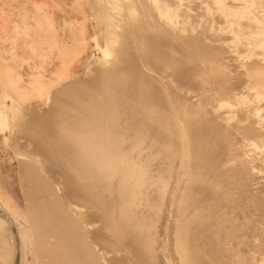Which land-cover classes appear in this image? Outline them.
Here are the masks:
<instances>
[{
  "label": "rangeland",
  "instance_id": "374dc122",
  "mask_svg": "<svg viewBox=\"0 0 264 264\" xmlns=\"http://www.w3.org/2000/svg\"><path fill=\"white\" fill-rule=\"evenodd\" d=\"M111 1L0 0V264H130L132 261L124 239L125 228L118 221L108 220L97 200H93L99 194L95 165L102 155L84 132L89 133L92 124L88 121L90 109L94 110L92 116L99 112L105 115L94 91L97 71H116L122 67L108 81L119 93L126 89L130 105L120 111L128 112L125 125L132 137L133 132L141 134V124L147 129L149 124L154 125L150 123L154 117L150 103L160 97L159 87L168 91L178 87L181 79L186 83L183 90L191 89L187 99L191 103L198 101L191 106L193 112L201 111L196 125L219 116L229 117L223 107V111H219L221 108L215 111L218 114L213 109L203 113L196 103L200 97L206 101L215 92L227 91V86L230 89L249 80L245 74L247 65L263 57L264 0H176L177 7L175 0H169L167 5L162 3L167 0ZM83 30L86 47L77 54ZM160 42L174 46L171 52L176 53L170 54L171 58L164 57L162 54L171 48L166 45L162 48ZM149 46L152 53L159 52L161 47L162 64L156 53H153L156 58L146 53ZM151 60H155V65ZM214 62L220 65H216L220 71L213 70L215 73ZM222 66L225 67L221 71ZM238 73L242 78L237 77ZM212 75H217L216 81ZM209 78L214 82H209ZM220 81L228 83L226 89ZM69 84L70 91H66L64 87ZM63 88L67 93L73 92L69 93L72 95L61 98L65 94ZM204 92L209 94L203 95ZM75 93L79 96H73ZM55 95L59 98L57 102ZM69 97L76 98V106ZM77 99L82 103L78 107ZM52 100L56 106L60 102V108ZM261 112L254 114L261 118L255 121L257 126L264 121V111ZM123 119L119 117V127ZM68 133L69 139L76 137L92 146L88 156L93 164L92 173L72 168L64 143H59L64 142ZM202 136L204 130L196 139ZM257 139L258 144L260 138ZM205 140L203 148L211 146L207 140H214L212 146L216 142L212 137ZM194 141V148L188 141L190 154H200L203 149L200 146L198 151L200 140L196 144ZM221 146L220 150L224 145ZM12 247L14 252L7 250Z\"/></svg>",
  "mask_w": 264,
  "mask_h": 264
},
{
  "label": "bare ground",
  "instance_id": "6f19581e",
  "mask_svg": "<svg viewBox=\"0 0 264 264\" xmlns=\"http://www.w3.org/2000/svg\"><path fill=\"white\" fill-rule=\"evenodd\" d=\"M168 1L162 3L167 5ZM172 8L174 9V5ZM82 34V45L77 48V54L83 52L86 47L84 30ZM162 42L160 46L164 43ZM165 45L163 44L162 48ZM165 47L171 49L165 55L160 52L164 57L176 53L174 50L177 48L176 45L173 49L174 54L171 52L174 46ZM150 49L149 46L146 53L152 56L156 53L158 59H164L161 55L159 58V52L152 53ZM155 60L151 61L154 63ZM158 62L162 64L161 59ZM217 66L212 71H218ZM223 67L225 66L220 68L221 71ZM247 67V71L244 72L249 80L237 83V86L230 89L227 86V91H221L220 86H215L219 88H217L219 92L210 93L206 101H201L200 97L199 103H196V107L202 111L213 109L215 112L219 108H221L219 111H223V107L229 117L208 119L205 123L203 121L202 125L197 123L198 127L196 122L201 111L195 113L191 110L192 103L198 101L193 100L191 103L190 99H187L190 88L183 90L182 85L186 83L181 79L182 84L179 82L178 87L170 86L171 89H167L168 91H163L159 87L160 97L158 94L157 101L153 100L150 103L154 115L150 123L154 125L149 124L150 127L147 129L141 124V134L133 132L132 137L129 136L130 130L125 125L128 112L120 111L121 108L130 105L125 94L126 89L119 93L113 86L110 87L112 83L108 81L110 75L117 74L122 67L116 71L96 72L94 91L99 100V107L105 115L99 112L97 116H92L94 110L90 109L91 115L87 116L92 124L89 133L88 130L84 132V136L87 135L93 140L102 155L95 165L94 175L97 178L99 194L93 200H97L100 210L108 220L112 223L118 221L121 227L125 228L124 239L132 258L130 264H264V142H261L264 140V121L262 126H257L259 124L256 125L255 121L261 118L258 119L254 115L258 114L256 112L264 111V54L260 60ZM124 70L126 72L125 68ZM181 75L183 77L184 73ZM213 75L212 78L215 77L216 81L217 75ZM239 75L238 73L237 77L242 78ZM211 80L214 82L213 79L209 82ZM222 82L220 81L222 87L228 84L226 81V84ZM216 83L218 82L214 84ZM70 87L71 84L64 88L68 91ZM84 87L87 88L86 84ZM69 93L73 92H65L63 97H60L71 96ZM77 94L73 96H79V93ZM205 94L209 93L204 92L203 95ZM54 98L56 102L59 99L56 95ZM72 98L75 100L73 105L76 106V98L69 97V100ZM158 99L162 100V104ZM79 102L77 107L78 104L82 105ZM54 104L56 106L55 102ZM120 116L121 119L124 118L122 127L117 125ZM97 118L100 119L99 122ZM102 118L105 119L106 125ZM250 121H254L255 124H251ZM241 123L243 125H240ZM201 130H204L203 138L196 139ZM68 135L69 133L63 137L64 142L59 143L60 145L64 143L68 159L73 162L72 168L81 170L82 173H92L93 164L88 157L92 152V146H88V142H79L76 137L71 140ZM205 137L216 139L213 146L214 140H211L212 142L207 140L209 144L211 143V146L207 144L209 149L203 148L206 143ZM254 138H260L259 143L263 144L259 146ZM61 139L62 134L59 133L58 140ZM189 140L190 144H193L194 140H200L198 151L200 146L203 148L200 154L194 152L190 154L192 151L188 144ZM221 145H224L222 148L224 150H220ZM194 146L191 145L192 148ZM202 153L209 155L197 156ZM207 158L211 160L206 161ZM210 162L213 163L209 164ZM78 175L80 177L82 174ZM14 249L15 247H12L7 250L14 252ZM93 257L95 258L94 254Z\"/></svg>",
  "mask_w": 264,
  "mask_h": 264
}]
</instances>
